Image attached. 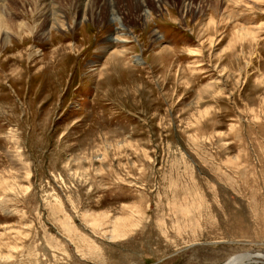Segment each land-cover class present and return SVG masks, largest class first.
I'll use <instances>...</instances> for the list:
<instances>
[{
	"label": "rangeland",
	"instance_id": "rangeland-1",
	"mask_svg": "<svg viewBox=\"0 0 264 264\" xmlns=\"http://www.w3.org/2000/svg\"><path fill=\"white\" fill-rule=\"evenodd\" d=\"M143 1L0 0V264H264V0Z\"/></svg>",
	"mask_w": 264,
	"mask_h": 264
},
{
	"label": "bare ground",
	"instance_id": "bare-ground-1",
	"mask_svg": "<svg viewBox=\"0 0 264 264\" xmlns=\"http://www.w3.org/2000/svg\"><path fill=\"white\" fill-rule=\"evenodd\" d=\"M107 1V0H106ZM109 2H107L106 4H108L109 3V5H110V10H111V13H112V18H114V20H116V21H118V23H119V26H121L122 24L120 23L121 22V16L118 14V11L117 10H115L114 9V7H113V4H114V0H108ZM140 2V1H139ZM141 2L143 3V5H144V1L143 0H141ZM142 3H140V5L142 4ZM142 5V6H143ZM48 7V6H47ZM109 7V6H108ZM113 9V10H112ZM52 12H51V15L53 16L54 15V10H51ZM46 14V13H45ZM47 15H50V12H49V14H47ZM56 16V15H55ZM1 18H3V15H0V25H1V23H2V19ZM56 19V18H55ZM120 21V22H119ZM51 26H52V24H51ZM123 26V25H122ZM121 26V27H122ZM123 34L124 33H122L121 34V36H123ZM7 35V34H6ZM110 38V37H109ZM110 40H113V41H117V42H119L120 40H122V38H120V35H118V34H116V36H115V38H113V39H110ZM235 260V258H233V259H230L228 262H227V264H232L233 263V261Z\"/></svg>",
	"mask_w": 264,
	"mask_h": 264
}]
</instances>
